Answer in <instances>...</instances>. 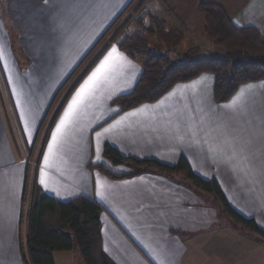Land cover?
<instances>
[{"label":"crops","instance_id":"0c3cea01","mask_svg":"<svg viewBox=\"0 0 264 264\" xmlns=\"http://www.w3.org/2000/svg\"><path fill=\"white\" fill-rule=\"evenodd\" d=\"M28 1V12L16 25L30 61L23 72L10 52L7 26L0 16V62L12 99H17L12 91L27 90V106L34 107L17 109L16 115L6 111L4 116L2 106L8 100L0 79V264H31L24 247L28 165L29 191L35 183L42 195L63 202L84 196L102 205L106 264H264L262 236L231 224L219 208L206 204L207 196L200 191L161 174L114 180L89 166L107 163L106 143L126 158L169 166L184 156L199 176L216 178L231 206L264 231V80L244 84L229 101L217 103L215 77L202 74L177 84L154 103L119 112L112 101L133 90L142 66L111 46L69 97L34 166L17 139L16 121L24 146L43 141L49 121L44 131L37 130V122L46 121L68 79L134 0ZM209 2L223 6L235 25L264 33V0H198L188 8L197 12L200 3ZM113 47L130 67L86 99L49 153L52 133L68 105ZM72 254L54 253L55 264Z\"/></svg>","mask_w":264,"mask_h":264},{"label":"trees","instance_id":"16d2710c","mask_svg":"<svg viewBox=\"0 0 264 264\" xmlns=\"http://www.w3.org/2000/svg\"><path fill=\"white\" fill-rule=\"evenodd\" d=\"M133 3L134 1L120 14L68 79L66 85L94 52L109 39L74 83L49 131L76 87L111 46H117L131 59L140 62L142 66V73L133 90L117 96L112 101V105L118 107L119 112L154 103L177 84L191 81L202 74H211L215 77L214 97L217 103L229 101L244 84L264 80V33L255 27L235 25L220 4L200 3L197 12L204 19L203 34L215 41L225 53L203 58L198 55L196 49L195 53H186L179 60H173L150 48L146 31L151 29L165 42H180L182 32L178 29L168 30L164 22L157 21L153 16L151 17L156 22L155 27H145L146 15L144 14L134 19L141 30L132 35L122 36L134 16L130 15L122 23ZM142 5L143 2L137 5L134 12H138ZM175 36L178 39H174ZM42 152L39 154L38 161ZM103 157L106 164L90 162L89 166L114 180L157 174L150 170V166H157L169 172H182L195 188L214 195L220 214L225 215L234 223L242 224L257 232L264 239V231L258 227L256 221L244 217L231 206L217 179L214 177L205 179L199 176L192 169L186 157L180 156L176 164L169 166L154 160L126 158L108 143L104 144ZM29 172L30 166L28 165L24 201ZM26 211L27 238L24 247L26 258L31 264H55L54 253L72 251L75 248L80 252L85 264H106L102 252L101 236V215L104 209L100 203L84 196L63 202L49 195H42L34 183L29 193ZM24 247L22 246V251L25 254Z\"/></svg>","mask_w":264,"mask_h":264},{"label":"rangeland","instance_id":"374dc122","mask_svg":"<svg viewBox=\"0 0 264 264\" xmlns=\"http://www.w3.org/2000/svg\"><path fill=\"white\" fill-rule=\"evenodd\" d=\"M0 1L2 4V6L0 4V16L1 15L3 16V19L7 26L8 36L10 40V52H12V54L16 58V61L18 63V68H20V70H22L23 72L24 70H26V68L30 66V61L25 57V50L21 47L19 43L18 30L16 25L18 24V22L22 20L23 17H25L24 15L28 12L29 9L28 7L30 3L28 0L27 1L0 0ZM197 1L198 0H134L132 8H130V10L122 20V23L130 15H134L133 19L132 22L129 23L128 27L124 30L122 36L132 35L134 32L140 31L141 27L137 25L134 19L145 14L146 28L155 27L156 22L153 21L151 17L153 16L157 19V21L164 22L168 30L178 29L182 32V40L180 42L177 41L165 42L158 36V34H154L151 29H147L146 33L148 35L150 48L155 52H157L158 54L166 55L173 60H179L186 53H191V54L195 53L196 49L198 55L203 58H209L213 54L223 55L225 53L224 50L221 47H219L215 41L211 40L210 38H208L206 35L203 34V25H204L203 16L200 15L198 12L192 10L191 8H188V5H191L194 8V6L196 5L195 3ZM141 2H143V5L139 9V11L134 12V8L137 7V5H139ZM119 24H121V22ZM174 39H178V37L175 36ZM1 44L2 43L0 42V45ZM3 51L4 50H2V52ZM91 59L92 57L89 58L86 64H88V62ZM84 66L78 71V73H76V75L72 78V80H70V82L67 85H65V87L62 90H60L54 101L53 99L51 100L54 103L52 106H50L51 111L48 117H46V121L44 123H42V121L37 122L38 123L37 130L44 131V128L46 127L49 121V126L46 127V130L44 131L43 141L41 140L37 145L33 147L24 146L25 143H24L22 130L19 125V122L16 121L20 133L19 138L17 139L20 144L22 143L21 145H23L24 147L23 149L26 157L28 156V158H30V161L32 160L34 166L35 164H37V159L39 157V154L44 149L43 145L46 135L49 131V127L51 126L55 116L60 110L63 102H65V99L67 98L68 93L72 89L74 83L83 74L82 72L86 68V67L84 68ZM0 79L4 84V89H3L4 99L8 100L6 103H4V107L2 106V110H3L2 112L4 116L6 111H9V113H13L16 115L17 109L26 110L28 108L29 109L34 108V107L30 108L27 106L28 105L27 90L12 91L15 95L17 92V96H16L17 99L15 98L14 100L12 99L11 90L7 85L5 74L3 73V70L1 68V62H0ZM19 149L21 148L16 145L15 151L16 154H18V156H20ZM149 168L150 170H152L157 174H162V175L164 174L173 181H179L182 185L190 186L196 191L198 192L200 191V188H195L193 186L194 184L190 180H188L182 172H169L157 166H150ZM200 192L203 193L205 196H207L205 200L207 205L218 208V202L216 201L214 195L202 191ZM29 193L30 191L28 186L27 194H26L27 197ZM227 220L231 221L228 218ZM231 224H234V222L231 221ZM69 253H74V254H72V256L69 257L66 256L67 258L65 257L63 259H60V261H58V264H85L77 248H75L72 251L65 252L66 255H68Z\"/></svg>","mask_w":264,"mask_h":264},{"label":"snow or ice","instance_id":"6c2138e0","mask_svg":"<svg viewBox=\"0 0 264 264\" xmlns=\"http://www.w3.org/2000/svg\"><path fill=\"white\" fill-rule=\"evenodd\" d=\"M2 58V54H0ZM125 67H130V62L119 54L118 50L113 47L108 55L101 61L96 69L91 73L85 83L77 91L75 97L68 105L63 117L57 125L55 131L52 133V142L49 144V153L52 152L53 147L57 145L58 139L63 134L69 122L74 118L78 108L85 103L86 99L94 94L95 90L102 84L110 81L116 74L122 72ZM105 131H108L107 129ZM48 163V156H45V164ZM43 171L41 172V184H44ZM99 194V193H98Z\"/></svg>","mask_w":264,"mask_h":264}]
</instances>
